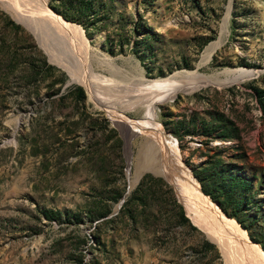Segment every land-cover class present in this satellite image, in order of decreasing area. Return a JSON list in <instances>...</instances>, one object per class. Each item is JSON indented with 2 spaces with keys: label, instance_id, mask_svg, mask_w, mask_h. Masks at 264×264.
<instances>
[{
  "label": "rangeland",
  "instance_id": "rangeland-1",
  "mask_svg": "<svg viewBox=\"0 0 264 264\" xmlns=\"http://www.w3.org/2000/svg\"><path fill=\"white\" fill-rule=\"evenodd\" d=\"M186 175L264 242V0H0V264H264Z\"/></svg>",
  "mask_w": 264,
  "mask_h": 264
},
{
  "label": "bare ground",
  "instance_id": "bare-ground-1",
  "mask_svg": "<svg viewBox=\"0 0 264 264\" xmlns=\"http://www.w3.org/2000/svg\"><path fill=\"white\" fill-rule=\"evenodd\" d=\"M220 43H222V41L213 43L206 49L205 53L203 54L202 64H204L209 60L211 54L213 53L214 50H216V48L219 46ZM166 140L169 141L168 139ZM170 149H172V147ZM175 155H177L176 159L178 160L181 159L178 158L177 153ZM179 163L181 164V160L179 161ZM188 175L184 176L185 178L182 179L183 180L182 184L187 185L186 186L187 189H185L184 186H182L183 188L182 193L184 195V199L186 200V202L189 203L187 204L188 208L194 211L195 216L197 217L199 223L203 227H205V229H207L210 234L217 237L218 240L220 239V241L222 236L224 235L231 236L232 234L234 235H238V233L239 235L241 234L242 237L241 239L243 240V242H245L246 245L253 248L255 251L262 254L264 257V252L262 250L261 245L259 243L253 242L250 239L247 231L242 229L236 221H234L233 219H229L228 216L219 207V205L213 202L208 195L204 194L200 190L198 181L194 180V178H191Z\"/></svg>",
  "mask_w": 264,
  "mask_h": 264
},
{
  "label": "trees",
  "instance_id": "trees-1",
  "mask_svg": "<svg viewBox=\"0 0 264 264\" xmlns=\"http://www.w3.org/2000/svg\"><path fill=\"white\" fill-rule=\"evenodd\" d=\"M65 15V14H64ZM66 16V15H65ZM67 17V16H66ZM178 135V134H177ZM201 189L202 191L208 195L212 200L216 201L219 205V207L226 213L228 214L230 217L235 218L245 229H247L250 238H252L253 240L255 239L250 228L247 226V224L244 222V220L239 216L238 211L236 210V208H233L232 210H228V208L226 207V205L218 199V197L209 189H207L203 184L201 185ZM257 240V239H256ZM258 243L261 244L262 249L264 250V242L262 240H257Z\"/></svg>",
  "mask_w": 264,
  "mask_h": 264
},
{
  "label": "water",
  "instance_id": "water-1",
  "mask_svg": "<svg viewBox=\"0 0 264 264\" xmlns=\"http://www.w3.org/2000/svg\"><path fill=\"white\" fill-rule=\"evenodd\" d=\"M64 19V18H63ZM65 20H67V19H65ZM202 191V190H201ZM203 192V191H202ZM204 193V192H203ZM205 194V193H204ZM210 198V197H209Z\"/></svg>",
  "mask_w": 264,
  "mask_h": 264
}]
</instances>
